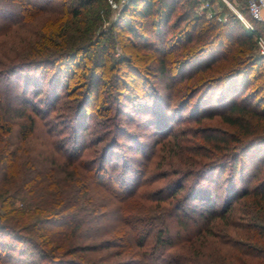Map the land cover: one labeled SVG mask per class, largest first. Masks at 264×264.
<instances>
[{"label": "trees", "instance_id": "16d2710c", "mask_svg": "<svg viewBox=\"0 0 264 264\" xmlns=\"http://www.w3.org/2000/svg\"><path fill=\"white\" fill-rule=\"evenodd\" d=\"M97 1L78 0L70 13L47 22L29 46L32 55L40 56L30 64L47 69L41 80L48 87L36 91V97L49 95L47 105L54 107L63 96L61 90L67 89L72 120L68 136L57 125L38 135L36 116L50 108L45 111L36 102L32 110L13 107L16 95L0 88V235L34 250L43 264L110 263L107 258H114L113 252L95 255L115 246L122 247L115 255L132 258L131 264H264V177L257 182L264 168V56L258 52L256 35L235 13L225 21L197 14L201 0H129L110 32L149 52L122 56L111 68L110 59L105 58L104 66L95 59L86 82H80L78 55L99 47L101 53L93 57L102 58L107 49L106 33L92 39L94 22L80 10ZM241 10L249 17L245 6ZM138 58H147V63ZM151 59L157 61L155 68L167 87L185 82L186 96L172 111L173 101H166L162 91L154 96L147 92L143 104L148 112L165 121L199 97L197 111L216 102L226 126L207 129L198 139L181 134L190 153L176 159L182 170L172 174L182 173V181L156 188L152 196L139 192L143 183L136 181L134 172L127 174V161L120 164L113 157L123 126L116 131L122 135L113 132L115 137L106 138L100 156L88 159L83 158L87 140L77 133L85 134L92 112L114 99L120 105L119 119L123 98L137 104L121 87L109 96L100 86L126 87L130 80L138 85L131 88L141 91L140 84L147 81L143 74L154 65ZM7 60L0 76L12 81L19 69H10L12 60ZM64 61L65 69L59 67ZM50 67H56L52 74ZM104 69L117 72L112 83L100 73ZM150 105L159 108L158 113ZM196 142L201 152L193 149ZM172 160H167V170H173ZM188 182L191 187L183 193ZM136 202L140 207L131 210ZM10 250L17 252L18 264H28L24 248L14 245Z\"/></svg>", "mask_w": 264, "mask_h": 264}, {"label": "rangeland", "instance_id": "374dc122", "mask_svg": "<svg viewBox=\"0 0 264 264\" xmlns=\"http://www.w3.org/2000/svg\"><path fill=\"white\" fill-rule=\"evenodd\" d=\"M77 1L78 0H0V68L6 65L5 63L9 61L7 59H11L12 61L9 62L12 63L10 69L14 68L15 70V67L19 69V73H17L15 77H12V81L4 78L2 74L0 76V88L2 92L8 90V92L11 93V96L16 95L11 101L13 107L26 106L27 108H30L29 110H32L31 104L36 102V105H40V108L45 111L48 107L50 108V111L47 110V112L40 113L36 116L38 123V135H43L45 132L49 133L50 127H54L55 125H57L59 130L64 132L66 136L71 133L70 126H72V120L70 119V114L68 112L69 108H67L70 99L69 97H66V94H64L67 92V89H62L61 93L63 96L58 97L55 106L53 107V105H47L46 101L48 100L49 95L46 96L43 92L46 91L48 85H43L41 80L42 75L46 73L47 69L42 68L43 66H37V64H30L32 61L35 62L33 59H39L40 56L32 55L29 46L31 45V41H34L38 37L42 27L47 22H55V20H58L62 15L60 13H70L73 7H75L74 4H76ZM61 2L63 5L62 8L57 7L54 9L56 7L54 5ZM239 3L240 8L245 6L244 0H239ZM221 5L227 18L229 15L234 13L233 10L224 3H221ZM123 7L120 6V0H98L93 6L80 8L82 16H86V18L89 19V22H94L91 32L93 37L92 39H95L105 32L106 35L103 37V41L107 43V49L103 52V55H101L102 58L93 57L101 53L99 47L93 49L91 53H82L78 55V59L81 61V64L80 67L76 69V73L77 75L79 73L83 74V78H81L80 82H86L87 74L93 67L91 63H93L95 59H100L103 66L104 60L110 59L111 62L107 63L109 64L108 68H111L113 61L121 58L122 56L131 58L136 54L144 53L143 55H147L149 52L147 50H142L141 48H134L125 39L124 42L120 41L119 38L114 35V31L112 33L110 32L112 23L118 19L119 13ZM69 17H71V15ZM94 17L95 20H93ZM91 59L92 61H90ZM138 60H140L141 64L144 65L147 63L148 59L138 58ZM152 61H154L152 68L154 71L150 69L149 74H143L146 75L147 81L145 85L143 83L140 84L141 91L139 89H135V91L139 92V95L133 94L135 91L131 87H138V85L136 82L131 83L130 80H128V85H130L126 87L120 84L117 86L109 84L110 86H108L103 83L102 86H100V90L103 89L105 94L109 96L114 95L116 91L115 88L121 87L120 89L127 92L130 97L137 98V104L134 102L131 103V101L127 98L122 99L123 104L121 105V108L124 111L123 113H125H122L123 115L121 114L120 116L122 120L117 116V108L120 105L114 99V101L108 103L107 106H101L98 104L96 107L101 106V109L96 110L95 113L94 111L92 112V118H89L86 123L87 130H85V134H83L81 130L77 132L81 135L83 141L85 139L87 140V148L83 154V158L86 159L100 156V154H102L103 147L108 144H106L105 141L115 137L112 135L113 132L118 133V135L123 134L117 140L116 146H118V149L116 148V155H113V157H115L116 161L120 162V164L124 162L123 160L127 161L126 164L130 166L127 174L134 172L137 176L136 181L143 183L139 187V192H145L151 196L156 192V188L163 187L171 182L177 184L182 181V177L180 178L182 173L172 174L174 169H178L180 171L182 170L180 168L181 166L179 167L177 164L176 159L179 157L183 159L190 153L189 148H187V144L182 143V140L180 139L181 134L197 138L202 134H206L207 129L215 131L219 130L221 127H226L217 114L221 110L216 102H210V104L205 107L207 110H202L201 112L197 111L196 106L199 97L194 98L186 110L181 112L178 109L174 115L170 116L165 121L161 119L163 116L160 118L157 114L155 116L154 114L148 112L145 109V103L143 104L147 92L152 93L154 96L155 93L157 95V92L162 91L165 95L164 99L166 101L167 98L168 101H173V106L171 107L172 111L179 106L178 103L186 96V91H184L185 82L175 85L174 87L172 86V88H169V86L167 87V82H162L155 68L157 61L155 62V60L151 59V61H148L149 64ZM66 63L67 62L65 61L63 64L59 63V67H64L63 69H65L67 66ZM86 63H88L89 66L86 65ZM55 68L56 67L48 68L51 70V74L56 71ZM102 69L103 68H100L99 71ZM32 71H34L35 74ZM103 71L105 72L100 73L107 75V79L110 80V83H112L113 77H115V73L117 74V72L113 70L108 71L106 69ZM131 73L137 77L135 72L131 71ZM28 76H32V80H29ZM121 77H123V75ZM140 80L142 81V79ZM36 91H43V94L41 93L39 97H36ZM151 107L156 109L158 113L159 108L157 109V107ZM197 112L198 114H196ZM209 113H211L212 116H207ZM196 117L199 118L194 120ZM118 125L123 126L125 133L122 132L121 134L119 131L116 132ZM199 143L200 142H196V146L193 147V149L201 152V147L198 145ZM171 159L173 160L170 163V168L173 170H167V160L171 161ZM258 167L259 164L257 168ZM119 170L120 169H116V172ZM135 170L141 172H139V176ZM228 171L226 173L227 176L229 175ZM162 175L165 177H162ZM262 177H264V168H262L260 178L257 179V182L260 181ZM228 179H230L229 176ZM190 184L191 182L186 184L183 193L187 191L186 189L188 187H191ZM223 193L224 192L222 190L219 192L221 196ZM168 194L169 192H165V195ZM219 199L220 206L222 204V198L220 197ZM135 207H140L137 202L130 205L131 210ZM112 217H114V214ZM102 228L103 226H100V229ZM0 241L4 245V247H1L0 249V264H18L16 262L17 252L14 253L10 250V247L14 245L15 247L17 246L19 250L24 248V251H26L24 258L26 261H29L28 264H43V262L39 261L40 258H38L36 254H33L36 253L34 250L26 248L22 244L11 242L9 238L2 237L1 235ZM7 244L10 245L8 246ZM116 245H119V243ZM120 250H122L121 246H115L110 250L96 254L95 257H99L100 255L106 256L111 251L113 252L114 258H107L110 263L125 260L131 264L133 262L132 258H124V256L115 255L116 252H119ZM10 256H12V260L10 259ZM105 263H107V261L98 264Z\"/></svg>", "mask_w": 264, "mask_h": 264}, {"label": "built area", "instance_id": "2783aa9c", "mask_svg": "<svg viewBox=\"0 0 264 264\" xmlns=\"http://www.w3.org/2000/svg\"><path fill=\"white\" fill-rule=\"evenodd\" d=\"M128 1L120 0V6L123 7ZM221 3L232 9L244 27L256 35L258 51L264 56V0H244L249 17L242 12L239 0H201L196 7V12L208 19L225 21L227 17ZM257 24L262 26L260 30H258Z\"/></svg>", "mask_w": 264, "mask_h": 264}]
</instances>
